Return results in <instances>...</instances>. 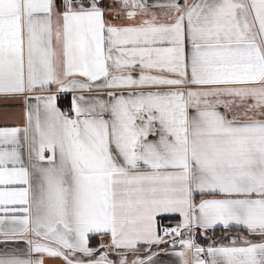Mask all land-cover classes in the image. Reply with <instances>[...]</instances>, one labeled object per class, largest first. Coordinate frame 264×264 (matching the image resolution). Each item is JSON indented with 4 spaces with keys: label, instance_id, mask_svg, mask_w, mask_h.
<instances>
[{
    "label": "snow or ice",
    "instance_id": "6c2138e0",
    "mask_svg": "<svg viewBox=\"0 0 264 264\" xmlns=\"http://www.w3.org/2000/svg\"><path fill=\"white\" fill-rule=\"evenodd\" d=\"M16 105L0 264H264V0H0Z\"/></svg>",
    "mask_w": 264,
    "mask_h": 264
},
{
    "label": "crops",
    "instance_id": "0c3cea01",
    "mask_svg": "<svg viewBox=\"0 0 264 264\" xmlns=\"http://www.w3.org/2000/svg\"><path fill=\"white\" fill-rule=\"evenodd\" d=\"M66 99L67 97L62 100L63 104H65ZM61 108L65 109L62 106ZM5 113H7V115H5ZM21 113L22 110L19 105L9 108L0 106V127H22L24 121ZM178 219L179 217H176V220ZM0 247H3V245H0ZM8 247H26V245L24 242H14L10 243ZM164 248H166V250H164ZM164 248L154 251L159 253L155 259L162 262V264H180V258L174 255L175 252L179 251V246L175 248L167 246ZM45 264H64V262L61 258L45 257Z\"/></svg>",
    "mask_w": 264,
    "mask_h": 264
},
{
    "label": "trees",
    "instance_id": "16d2710c",
    "mask_svg": "<svg viewBox=\"0 0 264 264\" xmlns=\"http://www.w3.org/2000/svg\"><path fill=\"white\" fill-rule=\"evenodd\" d=\"M63 108H67L68 106V98L65 100V104H63L61 102L60 104ZM232 232L233 233H236V232H242L243 233V229L242 228H233L232 229ZM225 234V230L223 228H217L215 231H212V230H209L208 234H207V237H205L204 235H199L198 237V242H200L201 244H208L210 243L211 241L213 240H216V241H219L222 239V237L224 236ZM245 235H247V233H244ZM93 244L96 243L95 240L92 241ZM225 243L227 242L226 240L224 241ZM169 247H171V244L167 245ZM167 246H161V247H158V248H153V251H157L159 249H162L164 247H167Z\"/></svg>",
    "mask_w": 264,
    "mask_h": 264
}]
</instances>
